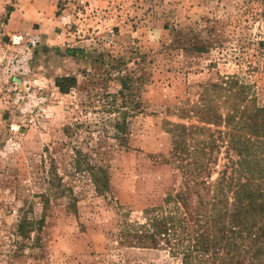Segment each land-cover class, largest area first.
Returning <instances> with one entry per match:
<instances>
[{
	"label": "rangeland",
	"instance_id": "rangeland-1",
	"mask_svg": "<svg viewBox=\"0 0 264 264\" xmlns=\"http://www.w3.org/2000/svg\"><path fill=\"white\" fill-rule=\"evenodd\" d=\"M30 33L40 35L30 62L34 89L46 100L20 109L0 78V264H181L164 246L114 240L118 213L129 210L136 219L177 186L167 129L214 128L196 116L207 101L225 116L226 91L212 83L232 76L264 108V0H0V48ZM108 64L134 78L143 105L118 147L111 130L98 129L97 108L82 104L84 87L90 94L100 87L90 74ZM62 75L77 79L68 93L55 85ZM107 83L113 92V81ZM75 121L91 124L90 138H80L85 125L77 137L65 131ZM218 128L226 129L223 121ZM87 145L106 170L103 194L86 172L73 169L72 147ZM53 169L60 177L55 195L58 180L56 188L48 183ZM23 213L42 214L43 224L32 233L39 239L14 253L9 233Z\"/></svg>",
	"mask_w": 264,
	"mask_h": 264
},
{
	"label": "trees",
	"instance_id": "trees-1",
	"mask_svg": "<svg viewBox=\"0 0 264 264\" xmlns=\"http://www.w3.org/2000/svg\"><path fill=\"white\" fill-rule=\"evenodd\" d=\"M107 66L100 75L90 74V79L96 77L94 82H99L100 87L93 94L84 87L82 104L97 108L98 129L104 133L111 130L115 141L112 144L124 146L129 118L143 111L140 90L132 84L133 77L124 75L121 65L116 71L114 65ZM110 80L114 83L113 92L109 91ZM54 81L61 93H68L77 83L72 75L57 76ZM211 89L226 91L225 116L207 101L201 103L203 109L196 111V116L214 128L169 125L172 146L171 160L167 162L174 163L180 171L179 183L159 203L141 209L136 219H129L130 211L119 208L117 230L112 236L118 243L131 246H164L181 264H264V108L251 103L245 85L232 76L212 83ZM231 98L239 99L238 104L231 103ZM241 102L245 104L239 106ZM222 121L224 130L218 128ZM83 125L85 131H90L89 122L79 121L67 125L65 131L77 137ZM200 135L203 137L198 139L196 136ZM89 136L91 132L80 138ZM86 148L83 151L79 146L72 147L73 169L86 172L96 192L103 194L107 190V175L102 159L96 150L97 158L92 159L95 147ZM53 172L55 169L51 170L54 175L48 176V183L53 186V181L58 180L57 188L53 186L55 195L60 177ZM45 208L43 205L42 211ZM42 224V214L37 219L23 213L9 233L12 252L39 239L32 233L40 230Z\"/></svg>",
	"mask_w": 264,
	"mask_h": 264
},
{
	"label": "built area",
	"instance_id": "built-area-1",
	"mask_svg": "<svg viewBox=\"0 0 264 264\" xmlns=\"http://www.w3.org/2000/svg\"><path fill=\"white\" fill-rule=\"evenodd\" d=\"M40 43L39 33H30L24 41L6 44L0 48V78L13 93V103H20V109L43 104L46 96L34 89L32 61L33 53ZM24 101L26 104L23 106ZM23 106V107H22Z\"/></svg>",
	"mask_w": 264,
	"mask_h": 264
}]
</instances>
